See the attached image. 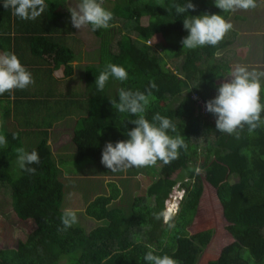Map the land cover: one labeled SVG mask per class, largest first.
Listing matches in <instances>:
<instances>
[{"label":"trees","instance_id":"16d2710c","mask_svg":"<svg viewBox=\"0 0 264 264\" xmlns=\"http://www.w3.org/2000/svg\"><path fill=\"white\" fill-rule=\"evenodd\" d=\"M109 2L110 7L103 6L114 14L110 27L94 31L88 26L90 42L96 48L93 62L83 68L82 91L63 100L65 111L70 114L69 103L73 102L72 109L80 105L82 110L85 106L71 137L75 160L100 161L108 142L115 144L130 138L126 133L136 127L131 121L137 117L117 112L111 100L119 101L121 88L144 92L152 82L157 88L152 89L145 117L150 122L157 113L169 118L176 127L175 132L169 130V135L182 136L188 148L186 151L181 148L179 158L169 164L157 161L162 163L158 174L127 209L115 205V196L103 191L89 200L84 209L97 224L90 229L81 223L65 229L61 221L64 185L59 174L72 171L66 168L68 161L54 157L49 143L54 118L48 116L38 123L33 120L26 125V129H31L29 132L0 130L7 139V146L0 147V207L8 199L19 218L35 223V229L18 242L17 248L0 247V264H147L144 256L150 250L148 245L155 254L169 255L178 264H185L173 254L178 239L189 235L193 219L188 210L204 181L214 187L233 237L232 242L221 248L217 264H264V125L252 133L245 126L238 136L219 132L217 117L204 112L201 103L214 99L218 87L230 76L222 53L233 46L236 32L233 27L217 46L187 49L181 43L189 35L184 28L185 16L219 14L232 24L240 16L223 12L216 7L215 0H191L195 10L180 15L174 5H182L186 0ZM56 3L65 0H45V12L35 20H22L14 15L17 32H28L27 43L32 50L38 57H47V66L36 69L40 78L35 84L54 86V91L55 83L73 75V61L79 48L69 41L76 40L70 14L54 8ZM0 12L12 22L11 9L3 8ZM6 30H10L9 25ZM118 33L120 50L116 51L114 36ZM157 35L161 40L151 45L149 41ZM4 38L9 40V34ZM217 51L219 57L215 55ZM109 63L123 66L128 79L121 82L110 77L105 88L98 90L97 76ZM61 66L62 79L54 75ZM263 94L264 90L262 102ZM31 132L40 137L30 147L25 144L32 142ZM20 147H30L28 152L38 151L40 163L29 165L36 169L35 173L20 167L15 171L16 149ZM197 167L201 170L199 174L195 171ZM142 170L144 167H133L110 170L103 175L126 172L135 176ZM180 170L188 172V179L182 182L185 194L177 212L164 222L165 201L177 183L173 176Z\"/></svg>","mask_w":264,"mask_h":264},{"label":"clouds","instance_id":"9594fccd","mask_svg":"<svg viewBox=\"0 0 264 264\" xmlns=\"http://www.w3.org/2000/svg\"><path fill=\"white\" fill-rule=\"evenodd\" d=\"M104 0H81L78 9L71 12V21L75 28L81 29L91 25L92 29H107L114 19V14L103 6ZM215 5L223 12H234L236 10H248L257 7L256 0H215ZM3 7L11 9L13 15L22 20H35L40 17L46 8L45 0H4ZM177 15L185 14L190 9L195 10L196 5L191 0L184 4H175ZM184 28L189 35L182 39L184 48L195 49L201 46H217L233 29V24L223 15L203 14L198 16L188 15L184 18ZM183 48V49H184ZM217 57L220 52L215 53ZM110 77L121 82L128 79V72L123 66L109 63L100 72L96 79L98 90H103ZM35 81L30 71L22 65L18 56L13 52L0 53V95L12 92L16 89H25ZM157 85L152 82L149 88L142 92L139 90L121 88L119 101L111 100L114 109L119 113H129L137 118L131 122L136 125L127 131L128 140H121L113 144L108 142L102 153L101 163L112 172L127 170L129 168H143L153 166L157 161L165 164L171 163L179 158V150L188 148L182 136H171L169 130L176 131L175 125L167 117L157 113L150 122L145 113L150 104V97L153 96L152 89ZM218 95L206 103V110L217 117L216 129L219 132L239 135V131L245 126L249 133L254 132L258 127L264 125L262 113H264V102H262V90H264V71L256 69L249 70L246 66H236L230 77L218 87ZM16 136H13L15 139ZM7 146L5 135L0 134V147ZM17 164L28 173H35L34 167L29 165L39 164L40 156L38 151H26L23 147L17 148ZM200 173V169H195ZM186 181V180H185ZM182 184V183H181ZM177 185V184H176ZM175 185V186H176ZM174 186V187H175ZM184 190V188L182 187ZM172 192L165 201L167 217L166 222L178 210L180 200L174 205H168L172 199ZM175 213L172 214L173 210ZM62 224L65 229L70 228L78 222L77 214L72 209H65L62 217ZM35 224V223H34ZM149 251L145 254L144 260L147 264H178V261L169 255H157L155 250L148 245Z\"/></svg>","mask_w":264,"mask_h":264},{"label":"rangeland","instance_id":"374dc122","mask_svg":"<svg viewBox=\"0 0 264 264\" xmlns=\"http://www.w3.org/2000/svg\"><path fill=\"white\" fill-rule=\"evenodd\" d=\"M111 0L105 1L103 4L107 7L112 5ZM81 0H65V3H56L55 7H59L60 11H68V14L71 16V12L74 9H78V5ZM242 10H236V14L240 15ZM246 19V18H245ZM143 21H146V17L142 18ZM237 21H233L235 24ZM88 26H85L81 29L75 28L74 36L82 39L84 45L81 49V55H89L86 61L92 60V56H94L95 45L88 42L91 38V34L88 30ZM122 31H125L124 29ZM119 34V33H118ZM114 36L115 40V50H120V34ZM132 36H135L134 34ZM93 37V36H92ZM159 35L152 38L150 42L151 45H154L156 42L160 41ZM237 41V39H236ZM250 43V42H249ZM247 44V42H246ZM249 56L251 54L250 49L248 48ZM262 53V49H261ZM261 53L258 55L261 56ZM244 54V52H241ZM222 56L227 60V64L230 68V74L234 70V68L238 65L246 66L248 69V62L243 59V55H240V51L238 49V45L236 42L233 44L231 48H228L227 51L222 53ZM78 58L80 56L78 55ZM172 66V65H171ZM253 67H250L249 70H252ZM63 74V72L60 71ZM230 77V76H229ZM228 77V78H229ZM80 79H84V74L82 69H77V71L67 80L58 81L55 83L57 86L56 91L58 93L63 89L62 87L68 86V91L72 93V91L77 86L80 87ZM227 79V78H226ZM85 83V82H84ZM66 99H71L68 96H65ZM264 97V94H263ZM264 101V98H263ZM31 101L26 106H22L21 109L28 110L31 108ZM63 113L62 124L66 126L72 127V116L79 115V109H72L73 102L69 103L70 111L72 114L65 112V108L63 106V101L58 102ZM175 104V102H174ZM31 105L30 107H28ZM35 105L38 107V101L35 102ZM36 107V108H37ZM45 113V110L43 111ZM44 118H48V116H44ZM1 119V118H0ZM1 121V120H0ZM5 122L12 124V119L7 118L4 119ZM71 129V128H70ZM3 130H14L12 125L3 126L1 129ZM72 131V130H70ZM1 133V132H0ZM33 133V132H31ZM32 142L26 146H35L40 136H36L34 133L31 134ZM72 137V132L69 135ZM70 140V142H68ZM53 140V153L54 157L58 160L59 157L68 161L66 163L68 170L72 172H60L59 178L62 180L64 185V194H63V205L61 209L64 211L66 209H72L76 212L78 222L75 224H84L87 228H92L97 224V222L88 217L84 213L86 203L91 200L97 194L105 191L107 194H111L115 196L114 204L122 206L127 209L131 204L134 197L138 195H143L147 188V186L152 182V179L158 174L161 162L156 163L153 166L144 167V171L141 173H137L135 176H130L126 172L123 174H106L105 172H110L105 165H103L100 161H93L90 159L77 161L75 160L74 153L75 147L71 138H68L62 142H58L57 144H68L65 149H60L57 144H55ZM27 141L26 143H28ZM50 143V142H49ZM52 143V142H51ZM30 147H25L27 150ZM59 156H57V155ZM19 166L16 161L15 171H18ZM73 174V175H71ZM76 174V175H74ZM65 177L71 178L66 179ZM188 172L184 170L177 171L173 178L177 181V185L172 189V199L168 201V205H174L180 200V196L183 194L184 190L182 189V182L187 180ZM75 178V179H72ZM128 179V180H126ZM197 195V194H196ZM4 204L0 207V247H8V248H17V244L20 240H25L28 236V233L35 229V224L33 220L26 219L23 220L19 218L12 210L9 205L8 199H4ZM177 208V206H176ZM173 210V208H171ZM167 206L165 210V216L163 214V220L167 217ZM168 213L170 211L168 210ZM175 213L173 210L172 214ZM188 216L193 219L192 224L189 226V235L187 237H181L178 239V248L176 252L173 254V257H178L184 261L185 264H217L218 255L223 246L233 241V237L229 232L230 223L224 218L222 213L221 204L216 196V192L214 187H212L208 182L204 181L203 187L199 190L196 199L193 201L192 206L189 207Z\"/></svg>","mask_w":264,"mask_h":264},{"label":"crops","instance_id":"0c3cea01","mask_svg":"<svg viewBox=\"0 0 264 264\" xmlns=\"http://www.w3.org/2000/svg\"><path fill=\"white\" fill-rule=\"evenodd\" d=\"M256 3V8L242 10L240 12V18L235 20L237 22L233 24V27L234 31L236 32L235 42L238 45L240 55H243V59L248 62L247 65L249 69L250 67H253V69L264 71V0H256ZM0 4H4V0H0ZM3 8L4 7L0 6L1 10H3ZM56 8L59 9V7ZM12 17V22H9L6 20V15H2L0 12V53L6 51L15 53L20 59L22 65H24L26 69L31 72L35 83H37L39 82L40 75L36 72V69L47 66V57L46 55L43 56V58L37 56V54L27 43V35L29 33L24 32L25 30H23V32H17L13 13ZM8 25L10 30H6ZM8 34L9 40L4 38V36ZM69 41H74V45L79 47L76 50L77 58L73 61L75 73L79 68L83 70L84 65L93 62V60L86 61L85 59H88L89 55H81V49L84 45L82 39L76 37V40L71 38ZM88 42H90V39ZM248 48L251 52L250 56L248 53ZM241 52H244V54H241ZM259 53H261V56H259L258 59ZM78 55L80 58H78ZM60 71L63 72V66H61L58 70H55L54 75L55 77L62 79L63 74L60 73ZM79 81L81 86L78 88L76 86L72 93L68 91V86L62 87L63 90L61 92L58 91L57 93L56 89L55 91L53 90L54 86L48 85L47 88L46 86L39 84L37 85L34 83L23 90L16 89L12 92H6L3 95H0V129L5 125H12L14 129L29 132L31 129H26V125L28 123H32L33 120H37L36 123H38V121L40 122L43 120L44 116H52L54 121L52 127L49 130V142L52 150H54L53 140H55L54 142L57 144L58 142H62L68 138H71L69 135L71 132H73L77 118L85 111V106L82 105L83 108L80 110V105H77L76 108L79 109L80 115H78L77 118L76 116L71 117L72 127L62 124V117L66 114L63 113L58 102L67 100L65 96L73 98L72 95L74 92L82 91L85 80L80 79ZM48 90L50 91L48 92ZM76 95L77 94L75 93L74 97L78 98ZM30 101L32 102V106H28H31L30 109H21L22 106L27 107V104ZM36 101H38V107L35 105ZM63 106L65 108L66 102H63ZM44 110L46 114H43ZM8 116L12 119V124L4 121V119ZM68 142H70V140H68ZM57 146L60 149H65L68 144H57Z\"/></svg>","mask_w":264,"mask_h":264},{"label":"built area","instance_id":"2783aa9c","mask_svg":"<svg viewBox=\"0 0 264 264\" xmlns=\"http://www.w3.org/2000/svg\"><path fill=\"white\" fill-rule=\"evenodd\" d=\"M201 103H202L203 111H204V112L207 111V110H206V103H207V102H205V101H201Z\"/></svg>","mask_w":264,"mask_h":264}]
</instances>
